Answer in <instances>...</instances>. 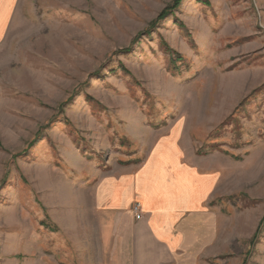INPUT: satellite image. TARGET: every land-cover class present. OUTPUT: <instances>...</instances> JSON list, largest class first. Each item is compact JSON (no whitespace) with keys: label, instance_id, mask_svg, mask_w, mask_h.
<instances>
[{"label":"rangeland","instance_id":"1","mask_svg":"<svg viewBox=\"0 0 264 264\" xmlns=\"http://www.w3.org/2000/svg\"><path fill=\"white\" fill-rule=\"evenodd\" d=\"M170 2L17 0L0 39V264H106L96 189L161 141L220 172L224 248L207 264H264V0H181L151 25Z\"/></svg>","mask_w":264,"mask_h":264},{"label":"crops","instance_id":"2","mask_svg":"<svg viewBox=\"0 0 264 264\" xmlns=\"http://www.w3.org/2000/svg\"><path fill=\"white\" fill-rule=\"evenodd\" d=\"M17 0H0V39ZM184 159L176 145L157 144L136 169L96 189L106 264H207L224 246L212 205L220 172ZM140 203L135 219L132 205Z\"/></svg>","mask_w":264,"mask_h":264},{"label":"trees","instance_id":"3","mask_svg":"<svg viewBox=\"0 0 264 264\" xmlns=\"http://www.w3.org/2000/svg\"><path fill=\"white\" fill-rule=\"evenodd\" d=\"M181 2V0H171L169 4H167L157 15L156 19L151 23V25L155 24L159 20L163 19L167 14H169L176 6ZM126 49H122V51H126Z\"/></svg>","mask_w":264,"mask_h":264},{"label":"built area","instance_id":"4","mask_svg":"<svg viewBox=\"0 0 264 264\" xmlns=\"http://www.w3.org/2000/svg\"><path fill=\"white\" fill-rule=\"evenodd\" d=\"M140 203L136 202L132 206V212L134 214L135 219H140L141 217V208Z\"/></svg>","mask_w":264,"mask_h":264}]
</instances>
